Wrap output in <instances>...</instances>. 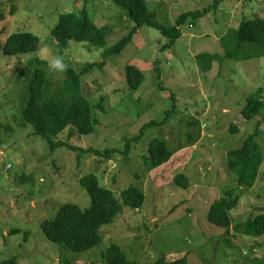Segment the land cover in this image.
Masks as SVG:
<instances>
[{"label": "rangeland", "instance_id": "1", "mask_svg": "<svg viewBox=\"0 0 264 264\" xmlns=\"http://www.w3.org/2000/svg\"><path fill=\"white\" fill-rule=\"evenodd\" d=\"M212 2L146 0V5L157 21L172 25L180 13ZM258 2L220 1L202 17L188 18L171 47H163L168 38L159 30L140 27L118 55L106 58L102 69L96 67L82 76L81 92L100 120L95 131L78 134L67 126L51 138L78 150L63 145L51 151L45 137L37 135L30 124L22 125L35 68L30 60H45L42 49L47 48L49 59L60 54L76 69L99 62L103 51L134 23L112 0H0V262L15 257L19 264H106L102 253L116 244L136 264H151L163 253L168 260L185 255L187 264H264V235L253 237L232 228L234 218L243 220L250 213L264 211V161L254 185L246 187L228 170L225 156L242 144L259 118L245 119L241 108L252 91L264 89V57L224 59L207 71L195 59L199 52H220V37L229 28L235 29L243 16L264 17L259 6L264 7ZM83 7L96 25L108 27L105 45L70 40L60 49L50 30L59 14L79 12ZM17 31L36 35L39 48L6 55L1 46L8 34ZM127 64L136 65L144 74L137 89L127 86ZM46 71L51 89L63 84V73ZM102 97L103 111L97 107ZM232 125L239 130H232ZM139 134L128 154L105 158L82 152L87 147L122 149L126 139ZM153 138L164 140L175 152L162 165L147 168ZM257 141L264 156V122ZM89 172L113 191L122 210L99 228V244L74 251L48 240L40 223L54 218L64 203L81 209L90 205V196L79 183ZM181 173L189 179L186 188L173 179ZM129 186L144 194L139 208L122 201L121 191ZM231 188L239 200L230 211L234 221L226 233L224 227L208 221L207 212Z\"/></svg>", "mask_w": 264, "mask_h": 264}, {"label": "trees", "instance_id": "2", "mask_svg": "<svg viewBox=\"0 0 264 264\" xmlns=\"http://www.w3.org/2000/svg\"><path fill=\"white\" fill-rule=\"evenodd\" d=\"M112 1L125 9L134 25L127 34L103 51L102 60L86 63L77 69L68 66L67 71L63 72V84H60L56 89H51L49 86L50 80L46 71L47 62L38 57H34L29 62L33 63L35 68L28 87V99L22 109V125L30 124L37 135L45 137L51 151L55 146L63 145L78 150L72 145L52 140L51 136L63 131L65 127H73L72 130L78 134H88L94 132L95 125L100 122L98 116L96 114L94 116L92 102L81 92L83 75L88 74L96 67L102 69L106 64V58L118 55L142 26L159 30L163 36L168 38V42L163 47H171L181 36V26L188 18L202 17L211 9H216L222 0H213L211 4L201 9L180 13L172 25L157 21L155 14L148 10L146 0ZM257 2H262L264 7V0H257ZM259 9L264 10L260 6ZM107 29L106 26L96 25L87 9L83 7L79 12L70 11L59 14L50 33L57 46L64 49L70 40L104 46ZM219 47L220 52L204 51L195 54L197 65L202 71L210 70L214 62H222L224 59L244 61L264 57V17L247 18L243 16L235 29L229 28L220 37ZM38 48L39 38L28 31L8 34L1 46L2 51L10 56L32 52ZM124 77L129 89H137L144 79V74L136 65L127 64L124 67ZM170 96L172 97L171 94ZM103 101L104 97L97 105L102 111ZM168 113L169 111H167ZM241 114L247 120L254 119L255 116L259 118L256 120L254 130L245 137L242 144L225 153L226 166L235 175L239 185L252 187L259 176L260 167L264 161L261 147L257 141L260 125L264 122L263 87H258L247 96L245 104L241 108ZM152 123L150 122V124ZM231 129L239 130L236 125H232ZM139 136L140 134L126 139L122 149L107 147L101 150L87 147L82 149V152L93 153L105 158H111L115 153L128 154L131 142ZM174 152L164 140L153 138L148 146L146 158L148 164L146 162L145 164L147 168H155L167 162ZM173 179L178 186L184 188L189 186L188 177L182 173L177 174ZM79 183L88 192L91 200L90 205L81 209L75 203H64L58 208L54 218L41 221L40 228L48 240L64 243L74 251H86L101 242L99 228L113 221L114 217L121 212L122 203L115 198L112 190L101 186L98 176L94 172L81 176ZM234 193L233 188L226 189L223 196L211 203L207 212L208 221L216 226L224 227L228 233L233 224L232 221L236 220L232 226L236 233L253 237L264 235L263 209L254 215L248 214L243 220L240 218L233 220L230 211L236 207L239 200ZM121 198L124 204L132 208H139L144 202L143 192L133 186L123 189ZM27 235L26 231L24 233L25 240ZM102 255L106 264H136L130 261L116 244H111ZM0 264L19 263L15 257H10L1 261ZM151 264H187V256L168 260L163 253Z\"/></svg>", "mask_w": 264, "mask_h": 264}, {"label": "clouds", "instance_id": "3", "mask_svg": "<svg viewBox=\"0 0 264 264\" xmlns=\"http://www.w3.org/2000/svg\"><path fill=\"white\" fill-rule=\"evenodd\" d=\"M49 51L47 48L42 49V58L46 60L49 71L63 73L67 71L68 64L62 55L56 54L49 59Z\"/></svg>", "mask_w": 264, "mask_h": 264}]
</instances>
